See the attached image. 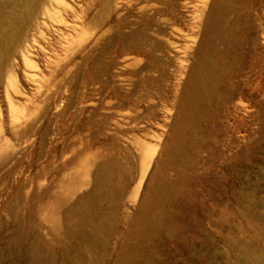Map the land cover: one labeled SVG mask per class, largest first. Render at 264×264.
Listing matches in <instances>:
<instances>
[{
  "label": "rangeland",
  "instance_id": "obj_1",
  "mask_svg": "<svg viewBox=\"0 0 264 264\" xmlns=\"http://www.w3.org/2000/svg\"><path fill=\"white\" fill-rule=\"evenodd\" d=\"M0 8L17 15L0 23V264L264 257V0H0ZM207 41L216 90L197 96ZM152 188L171 210L156 211L163 225L142 240L129 231Z\"/></svg>",
  "mask_w": 264,
  "mask_h": 264
},
{
  "label": "bare ground",
  "instance_id": "obj_2",
  "mask_svg": "<svg viewBox=\"0 0 264 264\" xmlns=\"http://www.w3.org/2000/svg\"><path fill=\"white\" fill-rule=\"evenodd\" d=\"M32 4H33V1H31V2H29V1H27L26 2V4H25V9H26V11L28 12V13H30L31 12V9H32ZM222 3L220 2L219 3V5H218V7H217V12L214 14V16H215V18H214V22H212V23H214L215 24V22H216V24H218V25H220L219 24V22L221 21V19H222V17H223V15H222V5H221ZM13 16H15L14 15V13H13ZM27 17V16H26ZM14 17H12V12H9V11H3L1 8H0V23H1V21L2 20H9V21H12V19H13ZM16 19H17V15H16V18H14V20H13V23L16 21ZM221 23V22H220ZM213 27V26H212ZM218 29V28H217ZM214 30V29H213ZM206 38H207V36H206ZM211 41V40H210ZM212 43V42H211ZM211 45L208 43V41L207 42H205V43H203V45H202V47H201V49L199 50V58H198V64H197V68H196V84H195V89H194V91H195V93H194V95L196 94L197 96L198 95H200L201 96V94H203L204 92H212V93H214L215 92V87H214V82L216 81V78H214V79H212V75H213V72H212V69L213 68H217V67H213L212 68V63H211V50L212 51H214L211 47H210ZM212 46H213V44H212ZM216 49V48H215ZM216 51V50H215ZM216 53H217V51H216ZM217 55V54H216ZM219 55V54H218ZM218 58V57H217ZM216 58V59H217ZM222 58V57H221ZM22 59H23V61H24V63H25V65H26V67L28 68V72H27V74H28V76H30V77H32V78H34V79H36V78H38L39 77V73L36 71V69L38 68V66H37V64H35L33 61H32V59H31V57H30V55H28V54H23L22 55ZM215 60V59H214ZM216 61H218V60H216ZM220 61H222V60H220ZM219 62V61H218ZM217 63V62H216ZM221 64H222V62H221ZM220 67V66H219ZM223 66L221 65V67L220 68H222ZM218 72V71H217ZM220 72V71H219ZM216 74V73H215ZM220 74H221V72H220ZM220 74H216V77H217V75H220ZM215 76V75H214ZM219 77V76H218ZM215 80V81H214ZM194 84V83H193ZM216 84H217V82H216ZM14 89H15V91H17V92H20V90H19V87L17 86V84H15L14 85ZM191 93H189V95H190ZM206 94V93H205ZM197 96L195 97V96H191V97H189L188 99H186L185 100V102H187V104H188V106H192L193 104H195V101H196V99H197ZM183 105V104H182ZM185 109H186V107H185ZM190 110H191V108H190ZM186 111V110H185ZM187 112H189V110L187 111ZM182 115V114H181ZM182 117V116H181ZM183 118H185L184 116H183ZM185 120V119H184ZM183 120V121H184ZM182 121V120H181ZM181 124V123H180ZM176 137V139L174 140V142L172 143L173 144V147L171 148V153L172 154H174V155H177L178 153H179V146H180V143H181V137L180 136H175ZM182 149V148H181ZM176 157H179V156H176ZM143 177V176H142ZM159 183V182H158ZM158 187V186H157ZM43 189V188H42ZM160 189V188H159ZM46 190V189H45ZM96 190V189H95ZM170 190V189H169ZM42 192V191H41ZM40 192V193H41ZM97 192V191H96ZM161 192V191H160ZM172 192V191H171ZM44 193V192H43ZM47 193V192H46ZM89 194V193H88ZM118 194V193H117ZM91 195H92V193H91ZM93 195H95V194H93ZM171 195V194H170ZM103 196V195H102ZM116 196V195H115ZM44 197V196H43ZM86 197V195L84 196V198ZM87 197H89V195H87ZM86 197V198H87ZM118 197V196H117ZM39 198V197H38ZM41 198V197H40ZM83 198V197H82ZM85 198V199H86ZM88 199V198H87ZM80 200V199H79ZM78 200V201H79ZM164 202V203H163ZM179 202V201H178ZM89 203V202H88ZM84 204V203H83ZM87 205V204H86ZM95 205V204H94ZM89 206V205H88ZM96 206V205H95ZM85 207V206H84ZM84 207H83V210H84ZM73 208H74V206H73ZM80 208V207H79ZM86 208V207H85ZM174 208V207H173ZM173 208H172V210H173ZM83 210H82V213H79V214H83L84 212H83ZM157 210H159V211H163L162 213H161V215L163 214V213H167L169 210H171V207L169 208V207H167L166 206V204H165V201H163V198H162V196L160 195V193H159V191H158V189H156V188H152V189H150L149 190V194H148V196H147V198H145L144 200H142V202L140 203V209H139V211H138V213H137V215H136V218H135V220H134V223H132V229L129 231V234L130 235H132V236H134V237H136V238H139V239H142V240H146V239H149L150 240V237L152 236V235H154V234H152L153 233V231H151V233H150V229L152 228V227H154V226H157V225H159V224H161V223H159V224H157V222L159 221L158 219H157V217L158 216H156L157 214H156V211ZM70 211V210H69ZM78 211V210H77ZM92 211V210H91ZM113 211V210H112ZM71 212H73V210L71 211ZM70 212V213H71ZM79 212H80V210H79ZM93 212V211H92ZM97 212V211H96ZM41 213V212H40ZM67 213H68V211H67ZM76 213V212H75ZM75 213H74V217H76L75 216ZM87 213H90L89 212V210H88V212ZM99 213V212H98ZM110 213V212H109ZM177 213V212H176ZM66 214V213H65ZM173 214V213H172ZM95 215V214H94ZM97 215V214H96ZM117 215V214H116ZM66 216V215H65ZM71 216H73L72 214L70 215L69 214V218H71ZM160 216V215H159ZM172 216V215H171ZM73 217V218H74ZM81 218V217H80ZM96 218V217H95ZM65 219V218H64ZM18 220H20V219H18ZM82 220V219H81ZM85 220V219H84ZM87 220H89V219H87ZM86 220V221H87ZM175 220H176V218H175ZM74 221H75V219H74ZM76 221H77V219H76ZM85 221V222H86ZM102 221H104V220H101V223L104 225V223L102 222ZM170 221V220H169ZM229 221V220H228ZM1 222V221H0ZM71 222V221H70ZM114 222V221H113ZM113 222H112V224H113ZM117 222V221H116ZM132 222V221H131ZM162 222H164L163 220H162ZM74 223V222H73ZM77 223V222H76ZM75 223V224H76ZM22 224V223H21ZM20 224V225H21ZM24 224V223H23ZM42 224V223H41ZM75 224H73V227L75 226ZM86 224V223H85ZM99 224V223H98ZM111 224V225H112ZM118 224V223H117ZM79 225H81V224H79ZM101 225V224H100ZM161 225H163V224H161ZM4 226V225H3ZM27 226V225H26ZM67 226V225H66ZM68 226H69V223H68ZM69 227H71V226H69ZM69 227H67V229L69 230ZM81 227V226H80ZM84 227H86V226H84ZM93 227V226H92ZM164 227V226H163ZM176 227V226H175ZM174 227V228H175ZM75 228V227H74ZM73 228V229H74ZM70 229H72V228H70ZM87 229V228H86ZM15 230V229H14ZM75 230V229H74ZM73 230V231H74ZM90 230V229H89ZM88 230V231H89ZM108 230V229H107ZM114 230V229H113ZM156 230H157V228H156ZM95 231V230H94ZM96 231L97 232H99L97 229H96ZM175 231H176V229H175ZM10 232V231H9ZM70 231H68V233H69ZM97 232H94L93 234H94V236L92 235V238L95 240V242H96V240L98 241L99 239H98V236H101V235H99ZM65 233H66V231H65ZM72 232H70L69 233V235L71 234ZM169 233V232H168ZM22 234V233H21ZM111 233H109V235H110ZM152 234V235H151ZM157 234V233H156ZM66 235V234H65ZM81 235L84 237V239H86L85 237H91L90 236V234L89 233H87V232H84V231H81ZM57 236V235H56ZM73 236V235H72ZM111 236V235H110ZM12 237H15V236H12ZM11 237V238H12ZM112 237V236H111ZM261 238L263 237V236H260ZM41 238H42V235H41ZM91 238V239H92ZM108 238H110V237H108ZM115 238V237H114ZM264 238V237H263ZM14 239V238H13ZM43 239V238H42ZM159 239V238H158ZM12 240V239H11ZM17 240V239H16ZM78 240H80V239H78ZM77 240V241H78ZM87 240H89V239H87ZM149 240H148V242H149ZM8 241V240H7ZM18 241V240H17ZM16 241V242H17ZM155 241V240H154ZM11 242V241H10ZM22 242H23V240H22ZM35 242H36V240H35ZM34 242V243H35ZM41 242H42V240H41ZM49 242V241H48ZM93 242V241H92ZM92 242H90V243H92ZM105 242V241H104ZM123 242V241H122ZM15 243V242H14ZM18 243H20V242H18ZM24 243V242H23ZM81 243V242H80ZM87 243H88V241H87ZM140 244H141V242H139ZM146 243V242H145ZM151 243H152V240H151ZM16 244V243H15ZM65 244V243H64ZM63 244V245H64ZM68 244V243H67ZM66 244V245H67ZM89 244V243H88ZM95 244V243H94ZM93 244V245H94ZM134 243H132L131 245H133ZM135 244H138V243H135ZM148 244H150V242L148 243ZM5 245V244H4ZM3 245V246H4ZM10 246H11V244H9ZM27 245H29V244H27ZM33 245V244H32ZM141 245H143V243L141 244ZM146 245V244H145ZM153 245V244H152ZM9 246V247H10ZM65 246V245H64ZM147 246V245H146ZM8 247V246H7ZM21 247V246H20ZM29 247V246H28ZM73 247H74V245H73ZM90 247H91V245H90ZM150 248H151V246H149ZM27 248V247H26ZM32 248V247H31ZM37 248H39V247H37ZM42 248V247H41ZM105 248V247H104ZM54 249V248H53ZM69 249V248H68ZM67 249V250H68ZM80 249V248H79ZM78 249V250H79ZM106 249V248H105ZM152 249V248H151ZM14 250V249H13ZM34 251V250H33ZM41 251H42V249H41ZM54 251V250H53ZM84 251V250H83ZM136 251V250H135ZM134 251V252H135ZM140 251V250H139ZM138 251V252H139ZM142 251H145V250H143L142 249ZM152 251V250H151ZM150 251V252H151ZM2 252V251H1ZM26 252V251H25ZM58 252V251H57ZM80 252H82V251H80ZM130 252V251H129ZM137 252V253H138ZM141 252V251H140ZM149 252V251H148ZM148 252H147V254H148ZM149 252V253H150ZM155 252H157V251H155ZM155 252H154V254H155ZM238 252V251H237ZM251 252V251H250ZM255 252V251H254ZM10 253V252H9ZM8 253V255L9 256H11L10 254ZM12 253V252H11ZM24 253V252H23ZM28 253H30V252H28ZM32 253V252H31ZM37 253V252H36ZM53 253H56V251L55 252H53ZM63 253H64V251H63ZM62 253V254H63ZM66 253V252H65ZM83 253V252H82ZM81 253V254H82ZM152 253V252H151ZM1 254H3V253H1ZM33 254H35V253H33ZM44 254H46L45 252L43 253V255ZM58 255H59V253H57ZM81 254H79V255H81ZM130 254V253H129ZM4 255V254H3ZM2 255V256H3ZM7 255V254H6ZM7 255V256H8ZM37 255H40V252L39 253H37ZM49 255V254H48ZM47 255V256H48ZM55 255V254H54ZM57 255V256H58ZM66 255V254H65ZM84 255V254H83ZM243 254L241 253V252H239L238 254H237V257H238V259H239V261H240V263H243V264H264V257H261V255L260 256H254V259H253V261L252 262H249V261H246V259H245V257L244 256H242ZM16 256L18 257L19 256V251L16 253ZM53 256V255H52ZM56 256V255H55ZM55 256H53L50 260H49V262L47 263V264H59V262L57 261V259L55 258ZM20 257H23V255H21ZM41 257H43V256H41ZM40 257V258H41ZM79 257H81V256H79ZM83 257V256H82ZM99 257V256H98ZM126 257V256H125ZM137 257H138V255H137ZM139 257H141V256H139ZM147 257H149L148 255H147ZM2 259H3V257H1ZM0 258V259H1ZM37 258H39V257H37ZM36 258V259H37ZM44 258V257H43ZM42 258V259H43ZM68 258H71V257H68ZM94 258V257H93ZM100 258V257H99ZM120 258V257H119ZM128 258V257H127ZM134 258H136V256L134 257H132V261H134L135 259ZM142 258V257H141ZM146 258V257H145ZM19 259V258H18ZM21 259V258H20ZM25 259V258H24ZM35 259V260H36ZM45 259V258H44ZM43 259V260H44ZM63 259V258H62ZM75 259V258H74ZM82 259V258H81ZM95 259V258H94ZM115 259V258H114ZM134 259V260H133ZM144 259V258H143ZM17 260V259H16ZM31 260V259H30ZM131 260V259H130ZM129 260V261H130ZM149 259H147V261H148ZM18 261V260H17ZM23 261V260H22ZM33 261H34V259H33ZM40 261V260H39ZM19 262V261H18ZM24 262V261H23ZM40 262H42V261H40ZM44 263L43 264H45V261H43ZM65 262H67V263H65ZM65 264H75L73 261H66V259H65ZM36 263V262H35ZM9 264V263H8ZM93 264V263H92ZM99 264H101V263H99ZM129 264V263H128ZM144 264V263H143ZM146 264H147V262H146Z\"/></svg>",
  "mask_w": 264,
  "mask_h": 264
}]
</instances>
